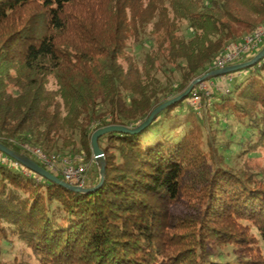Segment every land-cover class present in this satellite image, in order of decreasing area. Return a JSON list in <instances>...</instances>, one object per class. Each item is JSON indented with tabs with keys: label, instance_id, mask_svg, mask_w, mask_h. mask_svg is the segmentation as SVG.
I'll return each instance as SVG.
<instances>
[{
	"label": "trees",
	"instance_id": "16d2710c",
	"mask_svg": "<svg viewBox=\"0 0 264 264\" xmlns=\"http://www.w3.org/2000/svg\"><path fill=\"white\" fill-rule=\"evenodd\" d=\"M263 24L264 0H0V144L87 165ZM236 73L100 136L90 193L0 152V264H264V56Z\"/></svg>",
	"mask_w": 264,
	"mask_h": 264
},
{
	"label": "built area",
	"instance_id": "2783aa9c",
	"mask_svg": "<svg viewBox=\"0 0 264 264\" xmlns=\"http://www.w3.org/2000/svg\"><path fill=\"white\" fill-rule=\"evenodd\" d=\"M263 42L264 24L257 27L251 34L245 36L240 41L228 45L209 68L210 72L205 74L207 75L206 79L209 80L213 77L211 76L212 72L234 65L235 63L241 61L246 55L256 52L261 47ZM225 79L230 80L231 76L227 75ZM208 80H204L203 82L197 84V87L192 92L188 101L191 106L199 108L200 92L204 93L206 97H210L211 91L209 90V87H213L214 84L213 82H208ZM28 151L34 156V158H36L46 171L50 173H60L63 180L69 185L82 188L85 187L87 165L83 163V158L81 156L75 158H61L56 155H47L37 148H30ZM5 161H9V159L6 158ZM59 162L62 164L61 168H59ZM96 162L98 161L96 160ZM18 163H14V165L17 166Z\"/></svg>",
	"mask_w": 264,
	"mask_h": 264
},
{
	"label": "water",
	"instance_id": "95a60500",
	"mask_svg": "<svg viewBox=\"0 0 264 264\" xmlns=\"http://www.w3.org/2000/svg\"><path fill=\"white\" fill-rule=\"evenodd\" d=\"M263 56H264V46L262 47V49L258 52V54L252 60L245 62V63H238L235 65H231V66L225 67L221 70L214 71L211 73V76L228 75L230 73L240 71V70L254 64L258 60H260ZM206 78H207V75H203L202 77L192 81L190 83V85L188 86V88L182 94H180L177 97H174V98L162 103L161 105L157 106L155 109H153L151 111V113L149 114V116L145 120V122H143L139 127H137L134 130L127 129L123 126H117V125H111V126H107V127L95 130L90 136V148H91L93 158L99 162V167H98L99 168V183L94 188L88 189L85 187L82 188V187H75V186L69 185L65 181L58 179L56 176H54L50 172L46 171L44 168H42L41 166L36 164L31 159H29L25 156H20V155H17L15 153L11 152L9 149L4 147L2 144H0V152L11 157V158H13L17 162H19L24 168H26L28 171L36 174L37 176H39V177H41L47 181L56 183V184L64 187L65 189L70 190V191L75 192V193H90V192L94 191L98 186L101 185V183L103 182V178H104V170H105L104 169V166H105L104 155H103L102 150L99 148V145L97 142V140L100 136L108 134V133L135 134V133L139 132L142 128H144L147 124H149L152 121V119L160 111H162L164 108H166L170 104L176 103V102L184 99L186 96L189 95L190 91L193 89V87L196 84L203 82Z\"/></svg>",
	"mask_w": 264,
	"mask_h": 264
},
{
	"label": "rangeland",
	"instance_id": "374dc122",
	"mask_svg": "<svg viewBox=\"0 0 264 264\" xmlns=\"http://www.w3.org/2000/svg\"><path fill=\"white\" fill-rule=\"evenodd\" d=\"M228 75L231 76L230 80L225 79V77L227 75H222V76L212 77L211 79L208 80V82H213L214 85L220 84V85L229 86V85H231L232 83H234L237 80L238 74L236 72H234V73H230ZM78 156H81L85 160V155L83 153H81V152H76V153L71 155L72 158L73 157L75 158V157H78ZM83 163L86 164L87 162L83 161ZM250 164L254 165L255 167L264 168V148L260 149L255 154V156L251 159ZM60 165L62 166L61 163H60ZM98 167H99V162H96V160H94L93 158H91L88 161L87 171H86V175H85L87 183H88V181L93 180L94 176L97 175V172L99 171ZM260 247L262 248V250L264 252V243L263 242H260ZM16 250H17V247L12 248V250L11 251L9 250L8 253H5L3 257L6 260L7 259L9 260V259L13 258L15 255H18V252Z\"/></svg>",
	"mask_w": 264,
	"mask_h": 264
}]
</instances>
